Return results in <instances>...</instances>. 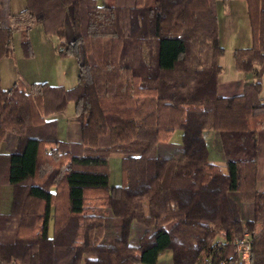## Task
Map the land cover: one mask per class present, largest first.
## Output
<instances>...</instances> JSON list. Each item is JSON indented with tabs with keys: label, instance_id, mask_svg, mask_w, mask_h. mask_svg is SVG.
Wrapping results in <instances>:
<instances>
[{
	"label": "trees",
	"instance_id": "16d2710c",
	"mask_svg": "<svg viewBox=\"0 0 264 264\" xmlns=\"http://www.w3.org/2000/svg\"><path fill=\"white\" fill-rule=\"evenodd\" d=\"M5 1L0 59L15 29L31 55L28 30L39 22L78 73L68 88L0 81V263L239 264L233 240L245 225L249 264H264V0H245L252 43L234 49L243 83L230 95L218 91L217 0H25L12 24ZM181 48L183 58L161 66L164 50ZM69 101L80 141L49 117ZM222 160L235 165V188Z\"/></svg>",
	"mask_w": 264,
	"mask_h": 264
},
{
	"label": "rangeland",
	"instance_id": "374dc122",
	"mask_svg": "<svg viewBox=\"0 0 264 264\" xmlns=\"http://www.w3.org/2000/svg\"><path fill=\"white\" fill-rule=\"evenodd\" d=\"M145 1L148 5H153L154 3V0H145ZM98 2L102 3V0H98ZM216 6H217L216 8L217 20H218V38L220 44L224 47V52L219 57V63L222 66V70L219 73V80L223 81L226 78L235 77V76L239 77V75H241V71L237 70L235 67L233 52L234 49L237 47H247L251 45L252 35H251V29L247 15V5L245 0H217ZM24 7H25V0H6L2 10L3 23L12 24L11 15L22 10ZM22 37L23 36L20 29H15L13 31L11 37V45L13 48L12 57L29 61V59H26V55H24L21 47ZM28 37L31 42L32 54L27 57H32L33 54H35L33 59L31 58L30 60L34 62L33 63L34 67H36L35 64L40 66L37 69L34 68L35 73L33 74L34 75L33 77L40 79L41 81H34V82H44V81L46 82L48 81L47 78L50 77L51 83H54L56 77L62 75V68H66L67 70H69V65L66 66L65 64H63L65 59H61L60 64L56 63L57 57L53 59L54 52H57L56 43L59 39L58 36L56 34L46 35L42 24L38 22V23H34L33 27L32 26L30 27V29L28 30ZM64 38L66 40L67 39L70 40L72 38L70 11L67 13L66 16ZM43 40H45L46 46L49 47L51 52L49 51L46 52L47 50L45 51V47L42 45ZM184 55L185 54L183 53L182 58L184 57ZM21 65L24 64L21 63ZM76 75H77V68L75 69V80H77ZM17 79H22V78H17ZM261 81H262L261 94L264 97V73L261 76ZM8 83L9 80L4 78L3 87H5V89L7 88ZM28 83H32V82H28ZM65 84L70 85L68 83ZM74 115H75L74 103L70 101L67 103L66 107L62 111L55 112L51 114L49 117L57 118L60 124L64 125L66 121L72 118ZM180 132L181 129L177 128L175 135ZM7 145L8 144L5 141H3L0 145L1 151H6ZM115 164L117 163L116 162L113 163V166ZM127 237H128V227L126 228V230H124V238Z\"/></svg>",
	"mask_w": 264,
	"mask_h": 264
},
{
	"label": "crops",
	"instance_id": "0c3cea01",
	"mask_svg": "<svg viewBox=\"0 0 264 264\" xmlns=\"http://www.w3.org/2000/svg\"><path fill=\"white\" fill-rule=\"evenodd\" d=\"M113 1L114 0H102V3H113ZM102 3H99V4H102ZM31 26L33 27V25ZM42 45L45 47V51L47 50L46 52L48 51L51 52L49 47L46 46L45 40H43ZM167 48H173L172 42ZM12 53L13 51L0 59V81H1V86L3 89H5V87H3L4 78L9 80L7 88H9L11 84L15 81V79L17 78H22L24 81H27V82L41 81L40 79L33 77L34 76L33 74L35 73L34 68L37 69L40 67L37 64H35L36 67H34V64H33L34 62L30 60L31 58L33 59L35 54H33L32 57L26 56V59H29L28 61V60H22V59H17L16 57H12ZM34 53H35V50H34ZM183 53L184 51L182 48L179 50H175V53L173 55H169V53L166 54L164 50L160 55L161 66L171 65L175 58H182ZM53 55H54L53 59L57 57L56 63L58 64H60L61 59H65L63 64H65L66 66L69 65V70H67L66 68H62V75L56 77L54 83H51L50 77L47 78L48 81L46 82L48 83L50 82L49 84H53V85H63L65 87H71L75 85L76 83L75 69L76 68H77V73H78V64H77L76 58L72 55H68L66 57H60L57 54V52H54ZM50 58H51V55H50ZM21 63L24 65H21ZM76 78H77V75H76ZM65 83H68L70 85H66ZM242 83H243L242 73L241 75H239V77L238 76L229 77V78L224 79L223 81L219 80V76H218V91L222 95L240 93L242 91ZM175 132L176 130L173 132L171 136V141L177 142V143L181 142L182 130L180 133H177L176 135H175ZM174 135H175V138H174ZM64 136L66 140L68 141H80L81 140V122H80V119L76 117V115H74L72 118L66 121L65 127H64ZM257 140H258L257 181H258L259 189L264 190V128L258 130ZM0 151H1V148H0ZM112 156L119 158L121 155L113 154ZM217 163L220 165V168L222 169L224 173L229 174V176L231 177V186L232 188H235V165L234 163L226 162L223 160L217 161ZM129 226H130V218L126 217L124 218L123 229H122V238L124 241L128 240V237L124 238V230H126V228L128 227V233H129Z\"/></svg>",
	"mask_w": 264,
	"mask_h": 264
},
{
	"label": "built area",
	"instance_id": "2783aa9c",
	"mask_svg": "<svg viewBox=\"0 0 264 264\" xmlns=\"http://www.w3.org/2000/svg\"><path fill=\"white\" fill-rule=\"evenodd\" d=\"M252 238V234L245 226L243 227L242 233L234 238L233 245L238 255L239 264H249ZM220 263L226 264L225 261H221Z\"/></svg>",
	"mask_w": 264,
	"mask_h": 264
}]
</instances>
